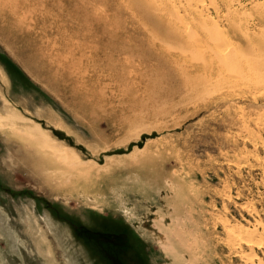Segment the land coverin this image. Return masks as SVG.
I'll list each match as a JSON object with an SVG mask.
<instances>
[{
	"label": "rangeland",
	"instance_id": "374dc122",
	"mask_svg": "<svg viewBox=\"0 0 264 264\" xmlns=\"http://www.w3.org/2000/svg\"><path fill=\"white\" fill-rule=\"evenodd\" d=\"M225 1L0 0V94L77 158L0 132V264H113L105 229L125 264H264V0H232L240 74L193 41Z\"/></svg>",
	"mask_w": 264,
	"mask_h": 264
},
{
	"label": "bare ground",
	"instance_id": "6f19581e",
	"mask_svg": "<svg viewBox=\"0 0 264 264\" xmlns=\"http://www.w3.org/2000/svg\"><path fill=\"white\" fill-rule=\"evenodd\" d=\"M232 4H233L232 0H226L225 4H224L225 5L224 6L225 7V14H223V18L226 21V24H225L226 29L219 28L218 25L215 23H213V24L210 23L207 30L200 28L202 31V36L197 38V40L195 39L193 41H195L194 42L195 45H198L197 41L213 43L216 40L221 39L223 44H224V47L227 48V51H226V53H224V57H221L219 60H221V62H224L223 66H228L227 67L228 69H230L232 71H236L240 74V73H243L245 71L244 66L242 67L241 64L239 63L240 58L236 57L235 60L230 59V58H232V56H234L235 53L239 54L243 48L241 46H239V44H237L235 41H233L232 36L230 34L231 33L235 34V32L238 31L241 33V36L247 42L245 46L252 49V46H256V45H252V43H251L252 41H251V37H250L251 35L247 31V29H244V28L240 29V27H239L240 25L238 23V20L235 19V15H238V13L236 12L238 8H236V7L231 8ZM244 6L245 5H243V4L240 5V7H242V8ZM252 6H254V8L257 10V12H258L257 14L260 15L259 21L264 22V3L257 2L256 4H254ZM215 7H217V6H215ZM4 8H6V7H4ZM4 8H3V10H4ZM217 9H218V11H216V12L218 13L220 10L218 7H217ZM10 10H13V9H10ZM23 11L25 13H29L30 10H23ZM196 12L198 14H200L199 11H196ZM23 16H25V15H23ZM195 19H197V18H195ZM199 19H200V17H198L197 20H199ZM203 20L209 21L208 17L203 18ZM263 28H264V26H263ZM215 29H216V31L211 32V30L213 31ZM166 33L170 34L171 31L166 29ZM191 40H192V38H191ZM256 47H257V51H259V53L261 50L260 48L264 49V45L263 46L257 45ZM255 54H257V53H255ZM254 56L255 55H253V57ZM249 58L250 57H248L247 59H249ZM256 60H258V59H256ZM261 61H262V62H260L261 64L255 65V69L258 71H264V63H263V60H261ZM218 62L219 63L217 65H215L213 61L210 62L209 60H204V62H203L204 72L209 71V72H213V73H222V72H220L221 71L220 70V61H218ZM241 62H242V60H241ZM255 62H257V61H255ZM257 75H261V74H257ZM1 79L3 80V76L1 77ZM0 99L2 101V107L0 109V132L7 133V134H10V135L18 138L20 141L25 143L28 147L32 148L31 150H34V149L41 150V151H43V154L45 156L53 155L54 157H57L59 159V162L64 164V165H66L67 162H69V163L72 162L73 164L75 163L72 158L70 159V157H72V155H74V154H68L69 152H67V151H70V149L68 147H67L68 150H65L55 140L50 138L38 123L33 122L31 119L25 117L16 108L17 106L15 107L13 104H11L2 94H0ZM34 156L36 157L37 155H34ZM75 158H76V156H75ZM76 161H77V158H76ZM74 166H77V164L75 163ZM56 168L58 170L61 169L60 164H58ZM179 233L180 232H178V230L175 229L174 237L178 241L177 246L179 248H181V247H183L184 244L182 241L183 237H181V234H179ZM161 246H163V245H161ZM192 246H194V245H192ZM163 251L167 254V256L169 258H172L174 262L179 261V262L185 264V262H183L181 256L177 253V251L173 247L172 243H170L168 245H164ZM186 264H194V260L192 258H190V259H188Z\"/></svg>",
	"mask_w": 264,
	"mask_h": 264
},
{
	"label": "flooded vegetation",
	"instance_id": "af4514ba",
	"mask_svg": "<svg viewBox=\"0 0 264 264\" xmlns=\"http://www.w3.org/2000/svg\"><path fill=\"white\" fill-rule=\"evenodd\" d=\"M124 233L120 231L102 230L97 233L96 243L103 247L106 256L113 264H125L122 261ZM124 253V252H123ZM121 262V263H120Z\"/></svg>",
	"mask_w": 264,
	"mask_h": 264
}]
</instances>
